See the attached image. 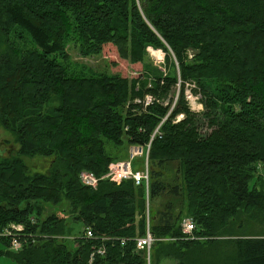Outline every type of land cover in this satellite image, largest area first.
<instances>
[{
  "label": "trees",
  "instance_id": "16d2710c",
  "mask_svg": "<svg viewBox=\"0 0 264 264\" xmlns=\"http://www.w3.org/2000/svg\"><path fill=\"white\" fill-rule=\"evenodd\" d=\"M0 33V126L15 136L19 154L49 157L47 169L33 174L15 157H0L7 256L22 264H147L135 238L145 233L148 208L152 234L168 238L154 242L149 264L174 257L191 264L194 250L197 264H216L204 245L233 234L230 219L241 208L264 214V0H0ZM69 43L81 56L107 47L115 62L150 72L151 47L163 52L167 70L151 83L143 71L131 79L77 71ZM186 83L198 88L203 111L189 108ZM146 95L153 99L145 105ZM161 121L147 191L132 179L81 183V171L101 177ZM185 198L194 238L180 225ZM38 200H66L68 217L42 219ZM11 224L22 226L18 249L2 236ZM101 245L104 254L90 261ZM220 245L230 249L224 263L264 264V236Z\"/></svg>",
  "mask_w": 264,
  "mask_h": 264
},
{
  "label": "rangeland",
  "instance_id": "374dc122",
  "mask_svg": "<svg viewBox=\"0 0 264 264\" xmlns=\"http://www.w3.org/2000/svg\"><path fill=\"white\" fill-rule=\"evenodd\" d=\"M5 38L4 35L0 33V52L5 48V44H3L1 41ZM28 47H31L32 44L28 41L25 42ZM148 51H146V55L144 60L146 61V65H149L150 71H147L145 68L141 69L140 64H133L128 61H120L115 62L111 57V53L107 49V47L99 54V55H93V56H81L78 53L77 46L73 43H69L68 47L66 48L68 59L70 62V66L72 69H75L77 71L84 69L87 72H93L95 75H98L102 72L106 73H120L127 77H136L141 71H143L144 75L146 76L147 80L151 83L152 78L155 77L153 74H157L158 72H162L163 74L166 73L167 67L165 69V60H164V54L161 50H156L151 47L147 48ZM114 61V62H113ZM193 84L191 92L194 95H199L201 97V94L198 91V88L194 85V83H188ZM188 88H191L190 86H187ZM186 88V85H185ZM184 88V90H185ZM178 84L175 87V95L173 98V102H175L176 97L178 95ZM167 102V99L164 101ZM199 102L202 105V108L200 107L195 108L194 112H201L203 111V104L199 100ZM202 119H200L201 121ZM199 121V122H200ZM199 131L202 134H205L209 131V127L206 126L204 123L199 124ZM160 130V129H159ZM153 132V131H152ZM18 142L16 141L15 136L8 130L4 129L2 126H0V157L4 156H13L16 159L22 161L27 168V171H25V174H33L35 172H44V170L47 169L48 163H49V157L34 154V155H22L19 154L18 149ZM122 148V147H121ZM117 150V149H116ZM115 147L111 150V153H116ZM2 151H4L2 153ZM10 151V154L8 155L6 152ZM115 151V152H114ZM168 175V174H166ZM160 198V197H159ZM156 200L155 202H157ZM37 203L41 205L42 207V214L41 218L44 219L46 216L49 215H58L63 216L65 218L68 217L70 206L66 200H62L56 204L52 202H46L43 200H38ZM187 203L189 204V201L185 198L184 206H183V214H182V220L190 218L189 214L191 212L189 211V208L186 207ZM181 220V221H182ZM231 221V230L233 234H220L216 236V238L219 240L217 241V245L210 246V244L204 245V249H206L207 254H211L213 258L217 259L213 262H217L216 264H227L224 263L228 257V254L230 252V249H226L225 247L220 245L221 241H226L228 239L237 238L238 236L241 237H254V236H264V214L255 211L254 213H248L245 211L244 208L240 209V212L236 215V217H233L230 219ZM11 226V225H10ZM80 228L81 225H78ZM7 229H11V227L4 229L6 231ZM239 234V235H238ZM61 236H58L60 238ZM167 245V243H160L158 247ZM12 250L11 247H7L2 240L0 239V264H22L11 257L7 256L3 251L5 250ZM192 253V254H191ZM187 256V259L191 264H197L196 258L198 256V251L194 250ZM173 258H165L160 259L161 264H175L178 260L177 257ZM212 262V263H213ZM211 264V263H210ZM231 264V263H228Z\"/></svg>",
  "mask_w": 264,
  "mask_h": 264
},
{
  "label": "built area",
  "instance_id": "2783aa9c",
  "mask_svg": "<svg viewBox=\"0 0 264 264\" xmlns=\"http://www.w3.org/2000/svg\"><path fill=\"white\" fill-rule=\"evenodd\" d=\"M179 84V83H178ZM190 86L191 88H188ZM193 84L186 83V88L184 90L185 100L191 110L200 107L202 108L201 103L199 102V95H194L191 92ZM179 87V86H178ZM153 97L151 95H146L144 98V104H149ZM183 117L182 114H179L173 120L174 122L179 121ZM163 121V120H162ZM162 121L154 128L153 132L150 134L149 140L146 144H129L126 150V156L123 159H118L111 161L107 166V171L101 177H97L90 171L83 170L79 173V179L82 184L95 188L100 179H108L119 183L123 179H132L135 185H143L147 191L149 184V166H148V153L152 139L158 135L160 136V126ZM139 163V166L136 167V164ZM182 232L185 233L189 238H194L192 231L194 230V222L191 218L183 219L180 223ZM11 229L3 231L2 236L11 237V244L14 249L20 247V237L19 232L22 230L20 224H11ZM83 235L86 238L92 237V231L90 228L84 230ZM167 237L157 238L155 237L149 226V211L146 209V227L145 233L141 236L135 238L136 248L143 250L147 264H149V257L152 250V246L156 240H167ZM104 254V246L101 245L96 248L90 254V261L93 259L94 254Z\"/></svg>",
  "mask_w": 264,
  "mask_h": 264
},
{
  "label": "flooded vegetation",
  "instance_id": "af4514ba",
  "mask_svg": "<svg viewBox=\"0 0 264 264\" xmlns=\"http://www.w3.org/2000/svg\"><path fill=\"white\" fill-rule=\"evenodd\" d=\"M3 152H4V151H2V153H3ZM6 153L9 155V154H10V151H7Z\"/></svg>",
  "mask_w": 264,
  "mask_h": 264
}]
</instances>
